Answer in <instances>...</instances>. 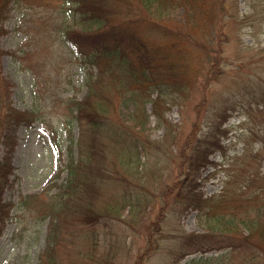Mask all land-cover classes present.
I'll use <instances>...</instances> for the list:
<instances>
[{
  "label": "rangeland",
  "instance_id": "374dc122",
  "mask_svg": "<svg viewBox=\"0 0 264 264\" xmlns=\"http://www.w3.org/2000/svg\"><path fill=\"white\" fill-rule=\"evenodd\" d=\"M97 1L103 9H89L88 12L105 13L106 16L112 13L116 18L126 16L124 13L129 11L125 0H85L92 6ZM30 2L33 8L28 9L14 1L9 4L0 34V50L4 52L0 71L11 83L12 106L31 111L42 107L31 125H15L11 131L16 138L10 153L14 172L4 185L2 199L14 203L23 196L41 193L50 184L64 182L70 142L65 130L56 124L66 120L64 114L70 99L82 100L92 91L89 97L96 103L104 96L113 101L111 94H125L120 88L113 89L119 86L113 83L111 76L99 77V68L82 63V55L75 54L76 45L64 38V32L49 34L46 22L64 6L70 10L76 5L75 0L72 1L74 5L71 0ZM206 6L211 7L215 18L211 31L215 40L210 47L212 51L207 53L202 46L184 42L182 49L188 48L191 55L176 57L178 60L173 54L170 57L171 61L182 65L176 71L178 78L185 80L187 73L194 72V81L188 88L181 89L175 101L170 106L167 104L158 118L153 114L152 103L146 105L149 116L146 134L161 145L165 153L158 149L144 158L147 163L145 178L151 192L146 191V194L140 187L133 186L138 194L136 200L143 196V206L130 213L125 206L124 193L111 185L106 176H98L97 185L86 177L77 204L101 212L109 204L114 211L120 210L122 216L111 217L99 226L93 238L90 233L84 234L79 239L82 240L79 248H75L79 240L63 236L65 246L58 248L54 257L56 264H87L89 260L93 264H249L247 259L253 257L255 251L264 253V245L262 248H250L246 244L223 247L225 242L218 240L222 238L209 229L211 219L208 216L219 211L218 202H209L201 209L186 205L191 181L197 187L196 192L206 198L223 189L229 169H234L235 175L246 165L242 174L235 175L238 179L254 171L264 174V0H209ZM181 12L170 17L180 20ZM73 22L69 23V29L76 33L96 29L95 25L86 28ZM148 25L151 34L142 32L147 61L151 58L150 45L163 44L153 34L155 28ZM208 31L203 33L208 35ZM201 36H204L202 32L197 35L198 39ZM67 43H70L68 48ZM51 95L59 100V110L45 109ZM38 96L44 98L40 106L35 104ZM118 106L119 116L129 120L134 106ZM225 110L228 121L219 135V147L210 153L204 167L189 173L186 164L193 145L197 144V139L210 142L212 128L209 126L219 123L218 117ZM163 117L157 126V121ZM73 135L78 141V126ZM100 145L101 139L90 128H84L80 146L89 149ZM108 158L114 160L115 156L109 154ZM147 196L149 201L144 202ZM17 220L13 218L7 222L0 236V264H40L47 248L50 219L36 224L27 222L29 228L26 229H22L23 224ZM85 252L88 253L83 254ZM223 254L220 260H208ZM201 256L207 259L197 262ZM261 264H264V255Z\"/></svg>",
  "mask_w": 264,
  "mask_h": 264
},
{
  "label": "trees",
  "instance_id": "16d2710c",
  "mask_svg": "<svg viewBox=\"0 0 264 264\" xmlns=\"http://www.w3.org/2000/svg\"><path fill=\"white\" fill-rule=\"evenodd\" d=\"M12 1L23 9L33 8L30 0H0V34L4 29L2 22L5 19L6 10ZM72 1L71 4L74 5ZM75 1L76 5L70 7V10L64 6L46 22L49 34L64 32V38L79 47L77 50L75 46L74 52L77 56L79 53L82 55L80 58L82 63L99 68L97 73L99 77L111 76L113 83L119 86L115 85L113 89L120 88L125 94L123 92L117 95L111 94L115 104L107 96L92 103L89 97L92 91H89V96L87 94L82 100L74 98L68 101L64 114V117L67 116L66 120H62L59 125L56 124L65 130L70 142L65 180L60 184H50L41 193L23 196L17 203L2 199L4 185L14 172L10 153L16 144V138L11 131L15 125H31L39 117L42 107L33 108V112L14 108L11 101V83L5 80L0 71V236L7 222L13 218L19 219L17 221L23 224L22 229L29 228L27 222L36 224L49 218L48 243L41 255L40 264H56L54 257L57 250L65 246L63 236L78 241L84 234L90 233L89 236L93 238L98 233L99 226L105 224L111 217L122 216L120 210L114 211L109 204L102 212L90 207L82 208L77 204L76 199L86 177L97 185L98 176H106L111 185L116 186V189L120 188L124 193L125 206L130 209V213H135L143 206L141 204L143 196L138 197L140 200L137 201L138 194H135L133 186L140 187L144 193L151 192L149 181L145 178L147 163L144 158H147L150 151L154 150L165 153L162 146L151 141L146 134L149 120L146 105L152 103L153 114L158 118L161 113L163 114L167 104L170 106L175 101V97L182 92L181 89L188 88L194 81L196 75L194 72L187 73L185 80L179 79V72L176 71L182 65L171 61L170 58L172 54L175 58H188L191 55L187 52L188 48L182 49L184 48L182 44L185 46L184 42L197 44L200 48L202 46L209 53L215 41L211 36L215 18L210 10L211 7L206 6L209 0H133L135 3L125 0L129 11L124 13L126 16L116 18L114 17L116 14L112 13L106 16L105 13L100 15L88 12L89 9L99 11L103 9L98 1L94 3V6L88 5L85 0ZM179 11H182L181 18L174 21L170 16L174 13L177 15ZM71 21L82 24L86 28H92L95 25L96 29L76 33L69 29ZM148 24L155 28L153 34L156 38L160 42L163 41L162 46L155 42L150 45L151 53L149 54L152 60L150 58L149 61L146 60L144 52L146 43L142 33L151 34ZM205 30H209L208 35L203 33ZM201 32L204 36L198 39L197 35ZM153 34L152 38L156 40ZM82 39L86 40L84 43L89 47L83 45ZM69 44H66L67 48ZM88 50H91L90 53ZM3 53L0 50V58ZM151 72L155 78L152 77ZM92 82L90 79V86ZM43 84L48 88L47 84ZM43 102V97L38 96L35 99L37 106L42 105ZM119 104L134 106L129 120L126 121L119 116L117 109ZM59 107V100L51 95L50 103L45 109L56 111ZM227 115L225 110L218 117L221 121L209 126L212 128L210 142L197 139V144L193 145L190 159L186 164L189 173L193 174L201 166L204 167L210 153L219 147V135L224 132L222 127L228 121ZM163 119L164 117L157 121V126ZM75 126L79 128L78 141L73 135ZM87 127L101 139L99 147L86 149L80 146L82 131ZM209 138L208 134L207 139ZM76 146L77 149H75ZM109 154L115 156L114 160L108 158ZM243 168H246V165L242 166L235 175L242 174ZM233 170L229 169L223 189L212 197L204 198L203 194L197 193V187L190 180L191 184L187 193V198L189 195L190 198L186 205L201 209L209 202H218L219 211L208 216L211 219L209 229L222 238L218 240L225 242L223 247L246 244L250 248H262L264 245V174L261 172L255 174L254 171L246 176L243 174L238 179ZM233 183L236 185H232ZM146 201H149L148 196L144 202ZM253 240H257L259 244ZM81 241H78L75 248H79ZM70 243L72 244L73 241L70 240ZM86 253L88 252L83 254ZM224 254L216 255L208 260H220ZM263 255L264 253L255 251L254 256L248 258L247 262L261 264ZM206 259L201 256L196 261L203 262ZM257 259L258 261L254 262ZM87 264H93V261L89 260Z\"/></svg>",
  "mask_w": 264,
  "mask_h": 264
}]
</instances>
